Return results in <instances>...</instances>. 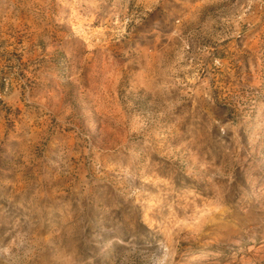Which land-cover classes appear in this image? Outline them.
<instances>
[{"label": "rangeland", "instance_id": "rangeland-1", "mask_svg": "<svg viewBox=\"0 0 264 264\" xmlns=\"http://www.w3.org/2000/svg\"><path fill=\"white\" fill-rule=\"evenodd\" d=\"M0 264H264V0H0Z\"/></svg>", "mask_w": 264, "mask_h": 264}]
</instances>
